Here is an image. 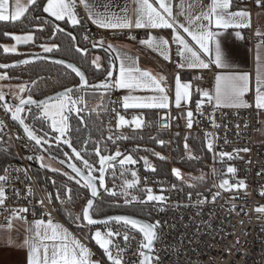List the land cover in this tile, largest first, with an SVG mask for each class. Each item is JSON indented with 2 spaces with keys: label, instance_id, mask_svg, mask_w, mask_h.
I'll list each match as a JSON object with an SVG mask.
<instances>
[{
  "label": "built area",
  "instance_id": "obj_1",
  "mask_svg": "<svg viewBox=\"0 0 264 264\" xmlns=\"http://www.w3.org/2000/svg\"><path fill=\"white\" fill-rule=\"evenodd\" d=\"M247 1L253 10L256 0ZM143 33V30L134 28L122 30L89 25L83 41L91 47L93 41L101 40L104 41V46L110 43H138ZM262 40L261 36L251 33L252 45ZM177 47H171V73L192 78L195 73L193 70H177L173 67L181 61L177 55ZM200 75L205 84L213 82V69L201 71ZM15 101L17 100L6 96L0 100V132L13 146L12 153L3 151L9 156L10 162L5 167L8 179L0 182L6 193L5 203L0 205V221L20 218L65 223L61 214L64 203L40 181V177L53 180L46 176V169L41 166L40 149L24 135L16 121L11 119V113L4 108L5 104L11 106ZM111 101L113 132L123 134L154 131L169 133L170 136V166L167 169L160 168L151 160L150 166L157 171L147 172L143 162L138 161L134 166L109 168L107 174L106 187L117 192L114 197L119 206L141 210L148 217L142 219L152 224L159 221L152 264H157L156 257H159V264H264V211L258 210L264 208V141L260 136L259 111L254 98L251 97L250 106L244 108H221L213 101H205L194 110L195 128L183 129L176 127V118L172 112L167 113L166 119L160 118L155 122L145 111L122 110V99L118 94H113ZM118 114L124 116L128 123L121 126ZM21 116L23 117V113ZM135 118H142V127L135 128ZM152 123H156V126L151 127ZM180 131H198L203 134L205 148L211 156L209 187L203 191L185 185L182 174L180 178L175 175L174 135ZM209 141L213 143L211 151L207 148ZM53 146L57 144L53 143ZM64 153L69 155L68 150H64ZM220 153H229L231 158H221ZM29 156L33 159H28ZM229 167L235 168L236 172L229 173ZM133 172L136 173L135 177ZM136 179L139 183L125 191L126 182ZM224 180L230 185L244 181L246 187L226 190L220 187ZM66 185L71 188V185ZM28 189H31V195ZM106 194L112 196L103 189L101 196ZM149 194L163 195L165 199L141 203L146 201ZM41 200L44 201L43 204L40 203ZM24 208L28 212L17 211ZM86 228L88 234L79 230L76 233L90 250L91 264H111L94 239L96 230L107 233L109 229L113 233H120L109 239L112 241L110 248L114 256L116 246L123 250L118 257L121 264H140L143 235L138 230L117 222H109L108 226L102 224ZM125 233L130 237L128 241L124 240ZM143 251L146 252L147 249Z\"/></svg>",
  "mask_w": 264,
  "mask_h": 264
},
{
  "label": "snow or ice",
  "instance_id": "obj_2",
  "mask_svg": "<svg viewBox=\"0 0 264 264\" xmlns=\"http://www.w3.org/2000/svg\"><path fill=\"white\" fill-rule=\"evenodd\" d=\"M37 0H30V3L35 4ZM80 3L88 10L89 19L92 23L96 24L101 28H111V29H129V28H151V29H171L173 31V41L178 46L177 55L182 58V62L179 67L184 68H201L208 69L211 63H214L217 67H228L227 56L222 49L220 32L217 30L235 28V29H245L251 26L250 22V12L247 10L239 11H229L231 7V0H212V4L209 6L208 11L201 12L195 17L188 15L185 18V22H181L179 19L183 12L173 15L172 0H156V5L154 6L150 0H133V3L137 5L135 10L136 19L133 22L126 14L124 16H116L114 13H108V5L105 4L103 7L106 9L105 12H99L95 10L94 5L89 2V0H80ZM258 6L264 5V0H256ZM76 3L75 0H47V6L43 7V12L48 13L50 16L54 17L56 21L65 20L71 21L72 25L81 24V20L78 18L75 12ZM183 8V5H181ZM26 11L25 8L21 7L19 3L16 4L14 12L9 11V0H0V21L9 22L20 20L23 13ZM207 21V23H205ZM216 29V30H214ZM186 33L191 37L192 41L195 42L194 47L188 40L181 34ZM63 31L57 24L54 28L55 32ZM236 35L239 37L240 33L237 32ZM258 36L264 37V33H257ZM88 39L87 36L84 37ZM13 39L19 43H28L33 41V36L31 34L20 36L15 35ZM75 39V37H72ZM135 39V37H132ZM148 47L158 51L165 60H170L169 53V40L163 37H151L148 40L142 41ZM264 43V40H262ZM92 46L95 48L97 46L103 47L104 41L99 42L93 41ZM45 52H52L59 48V45L53 43L49 45H41ZM111 48V45H108ZM5 52H15L16 49L13 47L11 49L5 47ZM77 51L87 54V49L77 48ZM204 54L209 56L208 62L203 58ZM116 59L119 60L118 65V77L113 76V69L116 68L114 62L110 63L105 71V80L100 84H89L86 75L79 67L75 64L67 63V68L71 69L80 80L81 87H88L92 89H103L105 91H110L113 88L127 89L129 92H134L136 90H149L158 95H152L148 97H136L133 95L123 96V107L124 108H139V109H167L169 108V96L166 91V87L163 86V77L157 79L150 72L141 70L136 66V61L129 57L127 54H117ZM258 69L255 77V106L257 109H264V72L259 68L261 63V57L258 53L257 55ZM24 63H29L25 60ZM56 63L65 64L64 60H58ZM91 63L95 65L98 70L102 67L100 64V57H95L92 59ZM9 65H0V68H8ZM6 76V73H5ZM2 78V77H0ZM21 92L25 91L24 86L20 88ZM30 91V90H29ZM250 91V75L248 73L243 74H230V75H218L216 77V88L214 96L207 91L203 92V95L208 98L209 101L215 99L217 105L221 101H225L231 106H244L249 107L243 101V96L245 93ZM73 92L72 88H66L65 91L59 94L57 97H50L47 100H34L31 95L25 99L20 96L18 105H8L5 104L4 108L6 112L11 113V119L18 121L20 125L23 126V130L27 137L35 141V145L40 148H44L46 144H49V140L46 139L45 135H37L34 126H30L25 123L26 117H22L21 113L25 112L27 106V111L31 112V106L35 105L41 110V115L34 117L33 123L39 119H48L50 121L51 129L58 133L55 137L56 140L61 141L63 144L67 145L71 149L73 156H69L68 153H64L68 157V167L72 169L71 175L67 172L64 173L68 177L69 181H74L77 185H82L84 189L90 190V197L86 201V206L82 210V216H75V221H86V224H82V227H88L98 224H104L108 226L110 221H115L117 223L123 222L125 226H130L131 229L138 230L139 233L143 235V242L141 243L140 256L142 257L140 264H152L151 253L153 251V242L157 239L156 228L159 225V221L155 224L144 223L139 219L130 216H112L105 217L103 219H94L96 215V209L94 208V200L99 195V189L97 187V182H99L100 187H103L105 191L110 192V195L116 196L117 192L115 190H110L105 185V173L108 168H114V161L118 157H122L118 160V163L123 167L125 165H134L137 161L133 159L132 155L122 154L117 150L114 155H101V149L97 146L94 148L96 156L99 157L98 164L99 168H96L94 164L90 163L88 159H85L81 155V151H78L76 147L73 146L72 140L69 136L70 124L69 116L75 111L77 115L80 113V109L76 105L83 103V97H79L77 100L71 99V94ZM191 95V84L181 83L180 79H176V89H175V105L176 107L181 106L182 101L190 99ZM4 96L0 94V100H3ZM199 107V104H198ZM119 116V114H118ZM192 111L187 112L188 127H192ZM120 125H125L128 121L125 120L124 116H119ZM137 128L142 127V118H135L133 121ZM166 126V122H165ZM0 127H2V122H0ZM111 140L112 137H109ZM163 144V141H160ZM187 148V144H185ZM83 151H86L84 145L81 146ZM207 148L209 151L213 149V143L208 142ZM242 151H248V149H242ZM159 155V154H156ZM221 158L228 156L231 158L229 153H220ZM73 158L80 161L82 167L77 166L76 163H72ZM164 159V157H160ZM28 159H33L29 156ZM41 161V166L46 167L43 164L44 157H39ZM145 166L149 167V161L147 157H142ZM64 161H62L63 163ZM57 171L56 169H52ZM155 171V169H152ZM26 172V170H25ZM93 172H99V176H94ZM175 175L179 177L181 175L178 169L174 170ZM229 173H235L236 169L233 167L228 168ZM123 175V173H121ZM132 175L135 177L136 173L133 172ZM8 179L7 169L4 170V175H0V182H5ZM139 180H133L126 182V188H132L135 184H138ZM67 193L69 194V199L71 198V188L67 185L64 186ZM220 187L230 189L232 187L243 188L246 187L244 181H238L235 185H230L227 180H224ZM151 193V190H148ZM31 195V189H28ZM219 194V193H218ZM60 198L59 192L57 193V199ZM51 199V196H49ZM135 199V198H133ZM165 197L163 195L156 196L149 194L146 201H141L145 203L147 201H163ZM6 200L5 189L0 184V205H3ZM63 202V201H62ZM130 202V201H126ZM41 204L44 203L43 200L40 201ZM259 211H264V208L258 209ZM18 212L26 213L27 208L18 209ZM44 221H36V230L34 237L25 239L21 247L28 248L27 264H91L90 260V250L78 240L72 241V247L69 248L67 244H62L59 248L55 244L52 245L51 250L47 245L42 243V240H52L56 241L58 238L67 239V231L60 225H53L49 220L47 222V228L51 231L52 235L48 236L47 233L42 232ZM114 235H120V233H113L111 229L107 233H102L96 230L94 233V239L96 244L103 250L106 255L107 260L111 264H121V259L119 253L123 251L119 249L118 246L116 255L114 256L112 248L110 245L112 241L109 237ZM130 237L127 233L124 234V240L128 241ZM147 249L148 251H143ZM157 264H159V257H156Z\"/></svg>",
  "mask_w": 264,
  "mask_h": 264
},
{
  "label": "trees",
  "instance_id": "obj_3",
  "mask_svg": "<svg viewBox=\"0 0 264 264\" xmlns=\"http://www.w3.org/2000/svg\"><path fill=\"white\" fill-rule=\"evenodd\" d=\"M46 1L47 0H37L35 4H31L20 20L14 22L0 21V62L3 64H9L15 60L30 55H50L75 62L88 75L90 84H100L103 82L105 80L104 69L107 68L108 65H105L97 70L95 65L91 63L92 47L83 41V36L87 30V26L70 29L63 22L54 20L47 13L43 12V7H45ZM56 24L62 27L66 33H54ZM25 33H31L33 35V44L21 45L20 49L23 50L20 53L4 51V45L13 43V37L15 35H22ZM72 37H75V39H72ZM53 43L59 45V48L53 50L52 52L43 51V47H41V45L46 44L51 46ZM77 48L87 49V54L77 51ZM7 73L8 82L24 85L25 91L20 93L22 97H28V95H31L35 99L44 98L60 90L77 86L79 84V79L74 73L62 66L45 61L15 68L9 70ZM82 93H85V98H83L84 103L99 101L100 106L96 109H93L90 106L84 107V110H86L84 112H80L79 115L72 112L69 116L71 129L69 136L72 140L73 146L76 147L77 150L81 151L82 156L85 159H88L90 163L94 165L98 164V156H96L94 152V148L97 146L101 149V153L103 155L113 154L119 150L125 154H135L139 161H142V157H149L150 160H153L156 157V153L159 154L160 157H164L162 160L166 159V155H168L169 152V133L149 131L130 134L128 138L119 139L116 142L109 139L108 124L110 123L112 116L111 97L114 93L113 89L110 91L92 88L76 90L71 94V97H76L77 95L79 96ZM82 104L78 103L76 107ZM36 116H40L37 113V107L31 109V112L25 111L23 117H26L25 121L27 124L34 126L36 132L50 133L47 129L46 122L42 119L36 120L35 123H33L34 117ZM151 116L154 115L151 113ZM154 125L155 124L152 123L151 127H154ZM176 127L178 129L184 128L180 120H177ZM0 135L2 138L4 137L1 132ZM160 141H163V144H161ZM82 144L84 145L86 151L82 150ZM185 144H187V148L185 147ZM59 150L61 152V156L64 157V150L67 149L59 147ZM50 151L53 154H57L53 149H50ZM9 153H12V150H9ZM210 158L211 156L205 148L204 138L201 132L180 131L175 133L174 163L176 169H178L183 175V183L185 185H191L193 188L201 191L209 187L208 173ZM9 162V156L7 157L4 152H0V175H2ZM167 165L168 163L166 164V167ZM186 178L192 179V181L189 182ZM65 180L67 184L71 185L72 192L70 199L69 194L64 187L66 184L59 183L58 181L54 184V180L51 178L40 177V181L44 183L55 196H57V193L59 192V199L61 202L63 201L62 203H64L65 207L64 208L62 206L61 214L70 225H74L75 216L73 208L81 199V189L84 188L82 185H77L74 181H69L68 178ZM106 199L108 201L113 200L110 197H106ZM95 209L96 215L94 216L96 218H102L113 214H127L140 218H148L144 212L139 209L110 204L103 200H99L97 202ZM80 216H82V213Z\"/></svg>",
  "mask_w": 264,
  "mask_h": 264
},
{
  "label": "crops",
  "instance_id": "obj_4",
  "mask_svg": "<svg viewBox=\"0 0 264 264\" xmlns=\"http://www.w3.org/2000/svg\"><path fill=\"white\" fill-rule=\"evenodd\" d=\"M91 4L94 5L95 10L99 12H105L106 9L103 7L105 4L108 5L107 12L114 13L116 16H124L125 14L133 20L136 19L135 10L137 5L133 3V0H89ZM151 3L156 5V0H150ZM19 3L21 7L25 8L26 11L29 6L32 4L30 0H9V11L14 12L16 8V4ZM76 7L75 12L78 15V18L81 20V24L76 25L75 27L72 25L71 21H68L67 18L65 20H61L66 26L70 29H77L83 26H96V24L92 23L91 19H89L88 10L84 7L80 0H75ZM212 4V0H172V8L173 15H177L180 12H183V15L179 16L181 22H185V18L188 15L195 17L199 15L201 12L208 11L209 6ZM183 5V8H181ZM47 6V1L45 3ZM239 10H247L250 12V22L251 26L245 29H235L228 28L217 30L220 32V39L222 49L224 50L227 56L228 67H217L214 63L210 64L208 69L201 68H181L179 64H175L173 67L177 70H193L195 73L192 78L182 77L179 74L171 73L170 70V60H165L160 53L146 44L142 43V41L148 40L151 37H163L164 39L169 40V55L171 57V47L176 45L173 41V31L171 29H151V28H135L138 30H143L144 33L142 35L141 40L138 43H110L112 47L109 48L107 46H103L108 50L107 51H94L92 47V59L95 57H100V64L102 67L105 65H109L114 62L116 68L113 69V76L118 77V65L119 60L116 59L117 54H127L129 57H132L136 61V66L141 70L150 72L157 79L163 77V86L166 87L167 94L169 96V108L167 109H139V108H124L123 100H122V110L124 111H145L148 116L154 121H158L162 114H170L171 112L174 114L177 120H181L182 116L187 117V112L192 111L194 114L195 108L198 104H202L205 101H208V98L203 95L204 91L209 92L214 96L215 88H216V77L218 75H230V74H243L248 73L250 75V91L245 93L243 96V101L249 105L251 97L255 100V77L258 69L257 55L259 53L261 57V63L259 68L262 72H264V43H250V35L253 32L257 35V33H264V5L258 6L256 4L255 8L252 10L249 7V3L247 0H231V7L229 11H239ZM23 13V15L26 13ZM48 14V13H47ZM22 15V16H23ZM49 15V14H48ZM21 16V17H22ZM50 16V15H49ZM55 20L54 17L50 16ZM207 23V21H205ZM101 28V27H100ZM111 29V28H107ZM126 30V29H122ZM216 30V29H214ZM239 32L240 36L238 37L236 33ZM31 33H25L20 36L28 35ZM181 34L185 37L188 42L194 47H198L195 45V42L192 41L191 37H189L186 33H183L181 30ZM32 35V34H31ZM33 36V35H32ZM262 37V36H261ZM264 40V37H262ZM33 41L28 43H19L14 40L13 43L5 44L4 47L9 49L15 48V52H21L23 49H20L21 45H30L33 44ZM50 46V45H49ZM98 47V46H97ZM44 51V50H43ZM203 58L208 62L209 56L204 54ZM171 59V58H170ZM16 61V60H15ZM213 69V82L210 85L205 84L203 79H201L200 72L207 71ZM6 73V76H5ZM0 77L4 81L8 80V73L0 71ZM177 77L180 79L181 83H190L191 84V95L190 99L181 102V106L178 108L175 105V89H176V79ZM8 82V81H7ZM21 86H24L20 84ZM114 93L120 95L121 99L125 95H133L136 97H148L152 95H158L149 90H136L134 92H129L127 89H119L113 88ZM96 92V91H92ZM104 92V91H103ZM18 100V99H16ZM214 104L221 108H244V106H231L225 101H221L219 105L215 99L211 100ZM88 104V105H87ZM82 107L90 106L93 109H96L100 106L98 102H83ZM80 107L79 105L77 106ZM259 118H260V136L261 139L264 140V109H258ZM151 113L154 116H151ZM150 114V115H149ZM111 124V128H112ZM185 128H189L188 126ZM3 142V138L0 135V143ZM64 218V217H63ZM36 221H41L39 219H31V220H23L20 218H13L8 221H0V264H27L28 257V248L21 247L25 239H29L30 237H34L36 230ZM65 223L60 222H52L53 225H60L63 229L67 231V239L58 238L56 241L52 240H42L44 245H47L51 250L53 244L59 248L62 244H67L69 248L72 247V241L78 240L81 244L85 245L79 236L76 233V227L71 226L66 219H64ZM84 224L85 222L82 221ZM42 232L47 233L48 236H51V231L47 228V223L44 222Z\"/></svg>",
  "mask_w": 264,
  "mask_h": 264
},
{
  "label": "rangeland",
  "instance_id": "obj_5",
  "mask_svg": "<svg viewBox=\"0 0 264 264\" xmlns=\"http://www.w3.org/2000/svg\"><path fill=\"white\" fill-rule=\"evenodd\" d=\"M40 28V27H39ZM41 32V31H40ZM20 88H21V85L18 84V83H12V82H7V81H4L0 78V94H2L3 96H6V97H9L13 100H16L18 99V97H20ZM79 97H83L85 98V93H82L81 95H77L76 97H71V99L75 100V99H78ZM88 105V104H87ZM85 107V106H84ZM84 107H82L80 105L79 109H80V112H84ZM88 107V106H86ZM74 113H76L75 111H73ZM37 113L39 115H41V110L37 108ZM23 116H24V112H23ZM44 122H46L47 124V129L48 131L52 134V135H55L57 136L58 133L54 132L52 129H51V126H50V121L48 119H42ZM181 124L184 126V127H187L188 126V120H187V117H183L181 118ZM155 126H156V123H154ZM195 126V120H194V114L192 116V127ZM108 136L109 137H112V141L113 142H116L117 140L119 139H126L129 137L130 134H135V133H143V132H128V133H123V134H117L115 132H113V128H111V121L110 123L108 124ZM135 128H137L135 126ZM151 128V127H150ZM175 136V135H174ZM49 140V139H48ZM170 142V136H169V139H168ZM264 141V140H263ZM49 145H51L52 143H54L53 141L49 140ZM13 149V146L10 142V140L8 138H6L5 136L3 137V142L0 143V152H3V151H9ZM169 153H170V146H169V152H168V155H166V159L165 160H162L160 158V155H156V157L152 160L154 161V164L159 166L160 168H165L167 169L168 165L170 166V163H169ZM157 154V153H156ZM125 155H132L133 156V159H135L137 162L134 164L136 165L139 161L138 157L133 154V153H127ZM40 156H43L44 157V161H43V164L46 165V167H44L46 169V172L48 175L46 176H50L53 178L54 180V184L56 181H58L59 183H63V184H67L65 181V179H67L68 177L66 175H64L65 172L69 173L68 171H66L63 167H61L57 162H55L54 160L50 159L47 155L43 154L42 152L40 153ZM39 156V157H40ZM40 160V159H39ZM166 161V162H165ZM41 162V161H40ZM168 163L167 167H166V164ZM134 165H125L123 167H127V166H134ZM115 166H118V167H122L118 162L115 163ZM52 169H56L57 171H53ZM71 174V173H69ZM72 175V174H71ZM62 176V177H61ZM65 178V179H63ZM189 182L192 181V179H187ZM73 186V185H72ZM79 187V186H78ZM81 199L76 203L75 207L73 208V212H74V216H80V214L82 213V210L83 208L85 207L86 205V201L87 199L89 198V192L88 190L86 189H81ZM106 197H110L112 198L113 200L112 201H108L106 199ZM100 200H103L105 202H108L110 204H117L118 203V200L116 197L114 196H109L108 194L106 195H102L100 197ZM118 205V204H117ZM65 219V218H64ZM82 221H75L74 222V225H71V226H74L76 227L75 229L79 230L80 232L84 233V234H88V230L86 227H82Z\"/></svg>",
  "mask_w": 264,
  "mask_h": 264
},
{
  "label": "water",
  "instance_id": "obj_6",
  "mask_svg": "<svg viewBox=\"0 0 264 264\" xmlns=\"http://www.w3.org/2000/svg\"><path fill=\"white\" fill-rule=\"evenodd\" d=\"M56 25H57V24H56ZM60 28L63 29L62 27H60ZM60 32L66 33V31H65L64 29H63V31H60ZM93 50H94V51H100V50H102V51H107V52H108V50H107L106 48H104V47H100V46L93 48ZM0 51H1V41H0ZM83 54H84V53H83ZM25 60H28L29 63H24ZM58 60H64L66 63H65V64H59V63H56V61H58ZM42 61L50 62V63L56 64V65L62 66V67H64V68H66L67 70H69L70 72H72V70L69 69V68H67V66H66L67 63H72V64H75L77 67H79L75 62H72V61L67 60V59H64V58H58V57H54V56H50V55H44V54H37V55H30V56H27V57H24V58L18 59V60L14 61V62H12V63H9V64H3V63L0 62V65H9V66H10V67H8V68H6V69H5V68H0V70L8 72L9 70H12V69H15V68L24 67V66H27V65H30V64H33V63L42 62ZM79 68L81 69V71H83V72L85 73V71H84L81 67H79ZM72 73H74V72H72ZM74 74H75V73H74ZM75 75H76V74H75ZM85 75H86V78H87V80H88V82H89L88 75H87L86 73H85ZM76 76H77V75H76ZM77 77H78V76H77ZM78 79H79V77H78ZM89 84H90V82H89ZM69 88H72V89H73V92H74V91H76V90L87 89L88 87H83V88H82V87H81L80 80H79V84H78L77 86H72V87H69ZM64 91H65V89L60 90V91H58V92H56V93H54V94L48 95V96H46V97H44V98H41V99H35V98H33V97H32V98H33L34 100H37V101H40V100H47V99L50 98V97H52V98L57 97L59 94L63 93ZM73 92H72V93H73ZM20 96H21V95H20ZM24 98L26 99L27 97H24ZM18 104H19V99H18L17 101H15L13 105H18ZM25 107H26V110H25V111H27V106H25ZM33 108H36V106H35V105H32V106H31V109H33ZM161 118H162V119H166V118H167V114H162ZM16 123L19 125V127H20L21 130L23 131L24 135L27 137L26 133H25L24 130H23V126L20 125L18 121H16ZM25 123L27 124L26 121H25ZM41 133H42L43 135L46 134V137H47L49 140L53 141V142H54L55 144H57L58 146L66 148V149L69 151V156H73V153L71 152V149L68 148V146L65 145V144H63L61 141L56 140V139H55L56 136H54V135H52V134H49V133H47V132H41ZM36 134H37V135H40V134L37 133V132H36ZM27 138H28V137H27ZM28 139H29V138H28ZM29 140H30V139H29ZM30 141L33 142V143L35 144V141H32V140H30ZM36 146H37V145H36ZM37 147L41 150V152H42L43 154L47 155L50 159H52V160H54L55 162H57L61 167H63V168H64L65 170H67L68 172H70L72 175H75L74 173H72V169L68 167V163H69V161H68V157L64 159V158H61V157H59V156L53 154V153L50 151V149H49V144H46V145L44 146L43 149L40 148L39 146H37ZM78 151H79V150H78ZM120 152H121V151H120ZM121 153H122V154H125L124 152H121ZM81 155H82V154H81ZM101 155H103V154L101 153ZM107 155H114V153H113V154H107ZM121 158H122V157H118L117 160L114 161L113 163H114V164L117 163L118 160L121 159ZM98 160H99V157H98ZM147 160L149 161V165H150V161H151L150 158L147 157ZM62 161H64V162L62 163ZM71 162H72V163H76L77 166L82 167L80 161L77 160V159H75V158H73V160H72ZM142 162H143V165H144L145 171H147V172H156V171H157L156 168H154V167H152V166L146 167L143 159H142ZM94 166H95L96 168H99V164L94 165ZM153 168L155 169V171L152 170ZM108 171H109V168L107 169V171H106V173H105V185H107V174H108ZM92 174H93L94 176H97V175L99 176V172H93ZM96 174H97V175H96ZM180 177H181V175L179 176V178H180ZM97 187H98V189H99V195H98V196L95 198V200H94V208H95L97 202L99 201V198H100V196H101V194H102V190L104 189L103 187H100L99 182H97ZM88 192H89V197H90V190H88ZM85 206H86V205H85ZM120 215L130 216V217H133V218L139 219V220H141V221L144 222V223H150V224H152L150 221L145 220V219H142V218H139V217L134 216V215H127V214H113V215H109V216H105V217L120 216ZM105 217H102V218H96V217L94 216L93 218H94V219H103V218H105ZM84 222L86 223V221H84ZM110 222H115V221H110ZM120 223H123V222H120ZM98 225H102V224H98ZM98 225H93V226H98ZM155 242H156V240H154V242H153V249H154ZM147 251H148V250H147ZM147 251H146V252H147ZM151 256H152V253H151Z\"/></svg>",
  "mask_w": 264,
  "mask_h": 264
},
{
  "label": "flooded vegetation",
  "instance_id": "obj_7",
  "mask_svg": "<svg viewBox=\"0 0 264 264\" xmlns=\"http://www.w3.org/2000/svg\"><path fill=\"white\" fill-rule=\"evenodd\" d=\"M37 133H39V132H37ZM48 133V132H47ZM40 135H43L42 133H39ZM49 134H51V133H49ZM55 136V135H54ZM46 139H48L47 137H46ZM50 144V143H49ZM59 147L60 146H53V143L51 144V145H49V149H53L57 154H55V155H57V156H59V157H61V158H64L65 159V157H63V156H61V152H60V150H59ZM67 171V170H66ZM70 173V172H69ZM97 175V174H96ZM98 176V175H97Z\"/></svg>",
  "mask_w": 264,
  "mask_h": 264
}]
</instances>
